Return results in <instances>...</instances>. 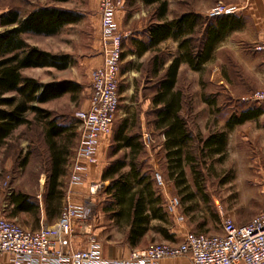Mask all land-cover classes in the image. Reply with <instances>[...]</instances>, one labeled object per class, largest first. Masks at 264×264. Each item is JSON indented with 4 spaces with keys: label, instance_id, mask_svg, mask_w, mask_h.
<instances>
[{
    "label": "rangeland",
    "instance_id": "obj_1",
    "mask_svg": "<svg viewBox=\"0 0 264 264\" xmlns=\"http://www.w3.org/2000/svg\"><path fill=\"white\" fill-rule=\"evenodd\" d=\"M120 1L122 2L121 8H123V0ZM198 1L202 5L207 0H196ZM208 1L213 9L219 5L220 0ZM40 6H57L83 15L79 23L66 26L55 36L29 35L26 37L31 46H37L52 54L69 55L71 66L65 71L28 69L23 71L24 76L38 77L43 84L65 78L82 87L78 93L67 94L52 103L40 105L52 111L60 122L71 124V129L77 135L73 140L66 175L61 179L65 189L73 185L71 182L73 160L81 142L80 123L76 118V113L88 107L92 95L90 75L93 68L90 63L98 54L100 0H71L67 3H57L54 0H0V15L12 8L27 13ZM125 6L129 10L132 9L136 14V19L133 23L125 21L130 28L121 31L127 35L123 41V58L126 59L121 64V72L128 68L139 71L141 63L131 58L130 55L136 49L133 40L145 39L141 34L151 23L156 8L151 7L147 9L146 15H142V8L136 0H125ZM2 30L3 28H0V31ZM171 40H167L157 50L152 51L166 63L178 54V43ZM215 53L212 67L206 68V71L201 73V77L205 75L199 80L201 83L197 80L191 83L192 79L189 78L188 72L183 74V80L180 83V89L185 93L184 115L189 128L196 133L199 129H225V122L232 115H240L248 109L264 113V105L243 101L244 97L263 88L241 93V88L237 83H230V85L228 83L229 88L226 83H219L220 61L223 60L225 63L223 74L231 75L233 78L236 62L235 57L227 56L225 53L220 54L217 51ZM210 74L213 76L212 83H209ZM120 92L122 94L121 105L116 115L113 133L103 136L102 143L112 144L114 132L124 120H128L130 129L134 133L150 134L149 140L151 141H148L150 146L146 147L145 153L139 158V163L144 172L149 173L152 178L155 173L162 175L165 185L164 187L156 185V191L159 194L165 193L180 200V207L175 211L167 209L168 214L165 215L167 225L173 224L174 218L178 217L180 222L187 225L188 235H218L222 233L225 219L230 218L238 225H244L264 212V149L254 150L255 148L251 146L236 145V142L232 141L223 160H216L218 158L204 160L199 146L195 144L193 149L198 157V162L194 166L196 170L186 167L188 187H177L173 181H169L164 152L160 148L162 137L152 123L154 119L152 97L155 92V83H121L120 80ZM205 97L208 98L209 103L207 104H203ZM27 117L32 124L19 127L6 144L0 147V211L4 209L0 218H7L11 221L13 219L9 216L11 211L9 200L12 194L15 192L30 195L44 194L49 177L50 156L45 142L43 124L35 121L34 113H29ZM260 121L264 123V117ZM250 127H253V124L242 126L243 129ZM202 137L204 138L203 135ZM125 153L127 151H122L118 156L122 157ZM25 161L27 163L23 166ZM124 171L127 172L128 169ZM97 183H102V181ZM109 186L110 182L104 183L103 189L93 200L95 205H101L102 202L106 204ZM190 194L194 197L189 198ZM14 222L23 225L19 221Z\"/></svg>",
    "mask_w": 264,
    "mask_h": 264
},
{
    "label": "trees",
    "instance_id": "obj_2",
    "mask_svg": "<svg viewBox=\"0 0 264 264\" xmlns=\"http://www.w3.org/2000/svg\"><path fill=\"white\" fill-rule=\"evenodd\" d=\"M54 1L67 3L71 0ZM142 2L146 6H158L151 23L142 33L145 39L133 40L136 50L132 53L142 56L148 51L157 50L161 43L170 39L178 43V54L163 75L166 61L158 54L152 58L151 74L157 79L152 98V123L166 139L164 147L169 180L177 187H188L186 167L196 170L194 166L198 162L193 146H199L204 160L218 158L216 160L221 161L227 154L228 131L261 113L248 109L240 115H232L226 122V131L213 133L207 138L191 132L188 121L182 115L185 96L177 89L180 67L189 64L193 71L202 72L204 66L214 59L219 43L236 28L237 19L233 15L210 18L188 13L168 20L167 0ZM82 19L81 13L57 6H40L27 13L12 8L0 15V28H3L0 31V147L19 127L32 124L27 117L29 113H34L35 121L43 124L50 156L49 177L43 195L49 219L56 215L65 198L61 179L66 175L73 140L77 135L71 129V124L60 122L52 111L40 105L78 93L82 87L73 81L43 84L35 78L24 76L23 71L28 69L54 68L64 71L71 65L69 55L52 54L31 46L26 37H52ZM125 150L129 152L111 161L103 172L102 180L110 182L104 209L112 211L114 219L130 223L129 241L135 247L149 231L150 221L164 219L166 213L152 176L144 172L139 163V158L145 153L142 135L130 129L128 120L122 121L114 132L110 157ZM188 196L194 197L191 194ZM9 203L12 208L10 217L20 212L37 213L39 208L36 198L24 192L13 193Z\"/></svg>",
    "mask_w": 264,
    "mask_h": 264
},
{
    "label": "built area",
    "instance_id": "obj_3",
    "mask_svg": "<svg viewBox=\"0 0 264 264\" xmlns=\"http://www.w3.org/2000/svg\"><path fill=\"white\" fill-rule=\"evenodd\" d=\"M120 0H100L102 64L93 69L89 108L76 113L80 123L81 142L71 176L72 184L81 182L80 161L94 162L103 136L113 133L121 105L120 78L124 35L118 28L116 12ZM234 9L218 5L210 18L232 15ZM264 52V41L256 47ZM243 101L264 105V88L244 97ZM148 143L149 136H145ZM158 187H164L160 174L155 175ZM104 183H93L85 204L68 203L52 225L40 231L25 229L14 221L0 218V254H8L15 264H161L163 260L188 258L192 264H264V212L250 223L238 225L233 219L223 221L221 234H189L181 242H164L135 249L128 258L107 259L102 255L98 237L89 224L96 205L94 198ZM180 207L179 198L171 199L168 208ZM82 237L87 248L79 247Z\"/></svg>",
    "mask_w": 264,
    "mask_h": 264
},
{
    "label": "crops",
    "instance_id": "obj_4",
    "mask_svg": "<svg viewBox=\"0 0 264 264\" xmlns=\"http://www.w3.org/2000/svg\"><path fill=\"white\" fill-rule=\"evenodd\" d=\"M136 2L142 8V13H143L142 15H146L147 9H150L151 7L156 8L158 6L157 4L152 6H146L142 2V0H136ZM167 2L169 4L168 14H167L168 20H174L188 13H196L204 17H209L208 14L212 10L211 4L209 3L208 0L205 1L202 5L200 1L196 2V0H167ZM123 3H124L123 8L118 9L116 12V22L118 28L121 31L128 30L130 28L128 23H133L136 19V14L132 11V9L129 10L125 6V0H123ZM219 4L225 6L226 8L234 9V13L232 15L235 16V18L237 19L236 28L227 33L226 37L219 43V46L216 50L220 54L225 53L227 56L230 55L232 57H235V62H236L234 66L235 77L233 78L231 75L223 74L224 71L223 66H225L224 65L225 63H223V60H221L219 67L220 73L218 75L219 83L220 84L226 83V86L228 88L230 83H237L241 88V93H246L251 90L264 88V52H260L256 50L257 45H259L262 41H264V0H220ZM99 14H100V9H99ZM125 21H128V23L126 24ZM100 36H101V17H100L99 37H98V46H97L98 54L95 58L92 59L94 61L90 63L93 69L99 67L103 62ZM171 41L175 42L174 40ZM163 43H161L160 46L163 45ZM130 55L131 58L137 59L138 62L141 63V70L137 71L136 69L128 68L127 70L122 71L120 78L121 83H137V82L156 83L157 79H155L151 74L152 66H153L152 58L155 56L153 52L148 51L144 53L142 56L133 53H131ZM125 59L126 58H123L122 62ZM172 60L166 63L165 70L162 71L161 75L165 73L167 67L171 64ZM210 67H212V60L204 66L202 72H195L191 69L189 64H182L179 70L177 89L181 90L185 96L184 91L180 89V83H182L183 74L186 72L189 73L188 76L189 78L192 79L191 83L192 82L194 83L195 80H197L198 83H201L199 80L205 76L203 75L201 77V73H204L206 71V68H210ZM226 67L228 68V65H226ZM36 69L56 70L54 68H36ZM212 77L213 76L210 74L209 83L213 82ZM32 78L39 80L38 77L33 76ZM61 81H70V79L63 78V79H58L57 81L52 80L47 83L61 82ZM203 81L204 82L206 81L205 78ZM40 82L43 83V81ZM203 100H204L203 104L209 103L208 98L205 97ZM53 101L49 103H52ZM184 107H185V100H184ZM88 108H89V104L86 109ZM182 115L185 117L184 110L182 112ZM263 117H264V113H261L257 117L255 116L251 120H248L245 123L236 126L232 130H229L227 148L230 149L232 143L236 142V145H241V146L248 145L253 147V149L255 148L254 150L264 149V123L260 121ZM250 123L253 124V127H250L248 129L242 128V126H244L245 124H250ZM257 125H259V127H257ZM190 130L194 134L203 135L204 138H207L213 133L226 131V128L225 129L220 128L218 130L215 129L211 130L210 128L204 130L199 129L198 133H196L193 129ZM158 132H160L162 137V144L160 148L163 149L164 161H165V165L167 166V159L165 157L166 150L164 147V143L166 139L163 132L161 131ZM147 135L150 136L149 133L148 134L143 133L142 135V139H144L143 143L145 146V151H146V147L150 146L145 141V136ZM233 136H235V138H233ZM102 138L98 143L96 160L92 163L86 161H80V165L82 168L79 173L81 182L79 184H73L68 188L65 189L63 188L65 191V198L55 216L49 219L46 212V205L43 200L44 194H37V195H32L36 198L37 202L39 203V208L37 210V213L20 212L16 216L10 218H12L13 221L21 222L23 225L21 224L19 225H21L25 229H29L32 231H40L46 225H52L56 223V221L59 219L62 213V210L68 203L75 206L84 205L86 198L89 196L90 193L89 190L90 186L93 183H97L101 181L102 183H109L108 181L102 180L103 172L111 161L119 157L118 155L115 157H110L111 144L106 145L102 143L103 140ZM150 141L151 140H149V142ZM125 151L129 152V150H125ZM75 161H76V157H74L73 165ZM156 174L157 173H155V175ZM155 175L152 179L154 181V188L156 190L157 184L155 181ZM159 195L162 197L164 201V212L168 214L167 209L169 203L171 199L175 197L172 198L170 197V195H167L165 193ZM104 206H105L104 202H102L101 205H96L95 212L94 214H92L89 224L92 227L93 233L99 239L102 248V255L107 259L128 258L131 252L134 251L135 249L146 248L150 245L157 243L181 242L188 235L187 234L188 231L186 230V228L188 229L187 225H185V223H182V221L180 222L179 221L180 219L178 217L174 218L173 224L167 225L166 223L167 218L165 216L164 219H152L150 221L149 231L147 232V234L143 237V239L137 246L132 247L129 241V234L131 229L130 223L126 222L125 220L114 219L111 215L112 211L108 212L107 210L104 209ZM3 212L4 209L2 208L0 211V215ZM77 239L79 244H81L79 247L86 249L87 245L86 243H84L83 238L78 237ZM0 264H15V263L13 262L12 257L10 255L0 254ZM161 264H192V263L188 258H175V259L163 260Z\"/></svg>",
    "mask_w": 264,
    "mask_h": 264
}]
</instances>
